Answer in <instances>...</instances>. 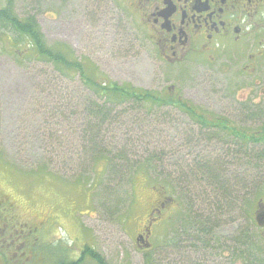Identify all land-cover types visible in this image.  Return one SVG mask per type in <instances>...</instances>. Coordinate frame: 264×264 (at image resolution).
I'll use <instances>...</instances> for the list:
<instances>
[{
	"label": "rangeland",
	"instance_id": "obj_1",
	"mask_svg": "<svg viewBox=\"0 0 264 264\" xmlns=\"http://www.w3.org/2000/svg\"><path fill=\"white\" fill-rule=\"evenodd\" d=\"M101 1L13 0L20 18H36L49 46L67 50L64 55L78 62H91L88 73L95 69L114 82L157 93L175 86L180 97L228 126H246L250 132L264 127V64L254 76L229 70L202 77L194 67L179 69L156 61L153 48L142 34H138L137 44L130 42L125 29L132 23L128 8H117L115 0ZM7 3L0 0V8ZM105 4L111 8H105ZM23 50V46L2 45L0 41V196L21 200L23 205L11 220L18 226L28 224L24 227L27 232L40 227L49 213L54 216L53 228L32 232L27 239L41 238L46 261L52 260L50 251L56 242L55 251L76 260L61 264H146L149 257V264H241L230 243L246 227H252L261 237L259 250L264 252V229L255 221L259 205L264 207L262 162L256 166L253 160L235 158L237 147L230 138L219 136L209 141L194 133L195 137L185 136V131L198 126L184 115L177 117L182 122L171 123L172 119L131 110L121 111L116 129L111 131L123 143L134 141L140 157H154L151 174L158 190H153L150 177L145 175H138L131 186L127 178L123 183H111L101 166L96 168L100 173L97 176L90 164L87 174L83 173L77 169L81 168L77 162L72 166L77 160L72 148L80 144L70 135V126L82 118L73 117L68 107L63 108L68 104L64 101L66 92L72 93L78 84L61 77L52 67L21 60L16 54ZM247 102H251V108L259 106L257 120L243 122L248 118L244 107ZM80 104L82 112L84 103ZM160 113L172 114V118L178 115L172 108ZM184 124H190V129ZM202 157L218 163V175L230 181L233 192L228 203L219 201L220 206L230 204L231 212L225 209L217 217L215 236L200 240L196 233L182 235L177 220L182 208H188L187 203L202 214L208 209L202 204L204 199H220L213 188H204L203 178L197 181V175L190 171ZM250 163L253 165L246 168ZM186 181L201 185L197 192L204 193L199 200L179 190L180 196L172 193V187L165 193L163 186L179 188ZM236 182L240 186L235 187ZM251 182L262 190L252 191ZM252 193L259 196L254 200V225L246 220L244 203L254 198ZM160 204L161 214L155 216L150 227V214ZM143 229V234L149 233V247L137 242ZM44 247L37 249L43 252ZM93 252L101 262L92 257ZM33 254L28 251L25 258Z\"/></svg>",
	"mask_w": 264,
	"mask_h": 264
},
{
	"label": "trees",
	"instance_id": "obj_2",
	"mask_svg": "<svg viewBox=\"0 0 264 264\" xmlns=\"http://www.w3.org/2000/svg\"><path fill=\"white\" fill-rule=\"evenodd\" d=\"M0 41L2 45L7 43L16 48L23 46V53L18 51L16 54V56L21 57V60L29 61L30 63L38 62L52 67L53 70L59 72L61 77L74 80L73 82L78 84V89L72 93L66 92L64 101L65 103L68 101V104L63 105V108L68 107L73 117L77 115L78 119L79 117L82 118H80L79 122H75L73 126H70V135L77 138V144H80L76 146L77 150L75 147L72 148L73 154L77 157L72 166H75L77 162V166H81V168L77 169H82L83 173L87 174L86 169L90 164L92 172L97 176L96 168L101 166L104 173L108 172L111 183L114 180L123 183L127 178L131 186L138 175H145V177H150L148 182L151 183L153 190H158L156 181H153L151 174V162L155 161L154 157H140L134 141L127 140L123 143L122 140L113 135L111 130L114 131L116 129L121 111L126 113L131 110H144L150 116L151 114L158 117L173 116L172 114H154L153 104H158L162 107L164 103H175L182 113L196 119L198 123L197 129L189 130L192 134H196L195 136L200 135L202 140L207 139L210 141L213 138L223 136V134H230L232 135V137L228 136L230 141L234 142L237 147L234 153L235 158L241 156L243 161L247 159L253 160L256 166L262 162L264 167V127L252 130L249 133L244 130L239 133L237 130L227 127L228 124L212 119L214 117L211 114L204 112L199 107L192 105L188 100L180 97L178 92L173 94L168 90L163 93L162 91L157 93L144 89L139 90L127 84L114 82L103 72L100 73L95 69L92 70V73H88L93 65L91 62L85 61L82 63L83 60L78 62V60H73L68 55H64L67 50L49 46L36 18H20L14 11L13 0H8L6 7L0 8ZM45 76L47 78L50 77L47 73ZM80 103H84L82 112ZM177 114L175 116L182 115L179 112ZM260 147L263 150H260ZM118 148H121V150H118ZM143 159L144 163H141ZM171 159L169 158V161ZM198 161L194 167L190 168V171L197 175V181L203 178L202 185L204 188H213V192L216 191L217 196L220 195V199L217 200L214 197H212V201L209 198L204 199L202 204L206 205L208 211L204 210L202 214L196 213L194 205L185 204L188 208H182L177 221L181 223V227L178 229L182 235L191 236L196 233V238L200 239V237L203 238L208 235L213 237V231L219 226L217 217L225 209H227V212H231L230 204L220 206L221 203L219 201L225 199V202L228 203L233 191L229 185L230 181H225V177L218 175L216 171L218 163L216 161H212L207 157H202ZM249 165L253 164L250 163L245 167L247 168ZM249 185L252 186V191L254 189L257 191L262 190L261 186L255 187L252 182ZM167 186H163L165 193L172 187V193L175 192L180 196L179 190L189 194V197L191 196L195 200H199L203 195L202 193H204L203 191L201 193L197 192L198 187H201L200 184L194 185L190 181H186L179 188L171 185ZM238 186H240V183L236 182L235 187ZM252 196L254 197L253 199H248L244 203L246 220L249 224L254 225L253 214L256 204L254 200L259 198V196L256 198L254 193H252ZM180 231H177V234ZM237 234L234 240V252L236 253L237 262L241 264H264V252L259 250L261 237L257 235L256 231L252 227H246ZM95 254L96 252H93L91 254L92 257L98 258ZM149 258L146 259V264H149ZM98 260L101 262L99 258Z\"/></svg>",
	"mask_w": 264,
	"mask_h": 264
},
{
	"label": "flooded vegetation",
	"instance_id": "obj_3",
	"mask_svg": "<svg viewBox=\"0 0 264 264\" xmlns=\"http://www.w3.org/2000/svg\"><path fill=\"white\" fill-rule=\"evenodd\" d=\"M106 1L104 0V2ZM115 1L119 4H117V8H128L129 10L132 23L129 22L125 29L130 42L137 44L138 34H142L153 48L156 61L179 69L194 67L202 74V77L221 74L220 72L226 73L229 70H237L240 76H254L264 64V0ZM100 2L102 1L100 0ZM105 8L111 7L105 4ZM256 84L260 86L257 81ZM166 90L173 94L178 91L175 86H172L163 89L162 93ZM250 103L247 102L244 105L248 118L243 122L258 119L256 110L259 106L253 105L254 107L251 108ZM153 108L155 109L154 114L160 113L162 109L172 108L176 113L179 112L186 116L191 123L194 122L198 125L195 118L182 113L175 103H164L162 107L153 104ZM177 117L179 116L173 118L166 116L163 119H172L171 123L182 122V120H177ZM212 119L221 121L217 118ZM184 125L190 129V124ZM227 127L235 129L239 133L241 130L250 132L246 126H243L242 129L235 126ZM218 129L220 130L219 127ZM184 134L187 137H195L189 130ZM228 136L232 137L230 134H223L225 138H229ZM20 205L23 203L19 198L0 196V264L76 262V260H70L69 255H63V253L60 255L55 251L56 242L53 243L50 251L52 260H45V247L41 238H35L33 241L27 239L32 232H44L47 227L53 228L52 218L54 216L49 213L39 223L40 227L37 225L36 228L34 227L35 229L30 228V232H27L24 227H27L28 224L19 223L22 226H18L15 221L11 220L14 211ZM160 206L163 205H158L150 214L148 221L150 227L158 218L157 215L161 214ZM28 208L32 209L30 205ZM259 208L261 210L263 207L259 205ZM260 210L256 212L255 217L263 218ZM262 211V215H264V208ZM260 228L264 229V223ZM143 232L144 229L142 234H139L138 243L149 247L150 244L147 241L149 233L147 235ZM262 235L264 236V234ZM230 244L234 245V240ZM37 247H44L43 252H39ZM28 251L34 252V254L30 258H25Z\"/></svg>",
	"mask_w": 264,
	"mask_h": 264
},
{
	"label": "water",
	"instance_id": "obj_4",
	"mask_svg": "<svg viewBox=\"0 0 264 264\" xmlns=\"http://www.w3.org/2000/svg\"><path fill=\"white\" fill-rule=\"evenodd\" d=\"M261 216H262L263 219H264V215H262V213H261ZM263 219L257 218V222H258V224L261 225V226H262L263 223H264V222H263V221H264Z\"/></svg>",
	"mask_w": 264,
	"mask_h": 264
},
{
	"label": "bare ground",
	"instance_id": "obj_5",
	"mask_svg": "<svg viewBox=\"0 0 264 264\" xmlns=\"http://www.w3.org/2000/svg\"><path fill=\"white\" fill-rule=\"evenodd\" d=\"M206 122V121H205Z\"/></svg>",
	"mask_w": 264,
	"mask_h": 264
}]
</instances>
